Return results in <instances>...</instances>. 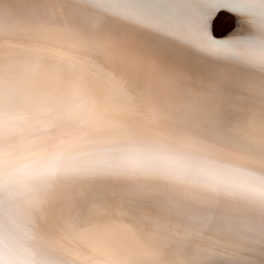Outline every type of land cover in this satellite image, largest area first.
<instances>
[{"label": "snow or ice", "instance_id": "obj_1", "mask_svg": "<svg viewBox=\"0 0 264 264\" xmlns=\"http://www.w3.org/2000/svg\"><path fill=\"white\" fill-rule=\"evenodd\" d=\"M0 264H264V0H0Z\"/></svg>", "mask_w": 264, "mask_h": 264}, {"label": "rangeland", "instance_id": "obj_2", "mask_svg": "<svg viewBox=\"0 0 264 264\" xmlns=\"http://www.w3.org/2000/svg\"><path fill=\"white\" fill-rule=\"evenodd\" d=\"M224 21V16H220L218 18V20L216 21L215 25H214V34L216 36H221L222 35V30H221V24Z\"/></svg>", "mask_w": 264, "mask_h": 264}, {"label": "bare ground", "instance_id": "obj_3", "mask_svg": "<svg viewBox=\"0 0 264 264\" xmlns=\"http://www.w3.org/2000/svg\"><path fill=\"white\" fill-rule=\"evenodd\" d=\"M222 16H223V14H221ZM217 37H219V36H217Z\"/></svg>", "mask_w": 264, "mask_h": 264}]
</instances>
